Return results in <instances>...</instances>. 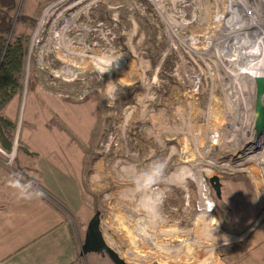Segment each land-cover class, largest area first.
<instances>
[{
    "label": "rangeland",
    "instance_id": "374dc122",
    "mask_svg": "<svg viewBox=\"0 0 264 264\" xmlns=\"http://www.w3.org/2000/svg\"><path fill=\"white\" fill-rule=\"evenodd\" d=\"M18 1L14 19L34 22L21 26L23 91L0 115L13 117L24 98L23 134L55 133L43 117L85 142L95 129L86 169L94 204H68L79 232L99 211L106 243L129 264H209L221 233H212L218 199L208 179L248 176L264 209V106L253 86L264 70H249L264 62V0ZM158 159L167 164L161 213L143 223L126 174Z\"/></svg>",
    "mask_w": 264,
    "mask_h": 264
},
{
    "label": "crops",
    "instance_id": "0c3cea01",
    "mask_svg": "<svg viewBox=\"0 0 264 264\" xmlns=\"http://www.w3.org/2000/svg\"><path fill=\"white\" fill-rule=\"evenodd\" d=\"M124 68L125 76H132L133 65L127 62ZM23 100L18 99L13 117L5 116L16 124L10 150L0 144V264H113L104 256L81 254L85 231L79 232L68 208L70 200L92 199L86 169L95 129L87 133L85 142L65 132L58 117H43L55 133L23 134ZM209 155L214 156L212 160L224 158L220 151ZM15 173L22 174L25 182L32 181L45 196L19 198L17 190L9 186ZM227 176L219 178L221 197L215 215L220 233L227 234L231 243L226 246L221 240L209 264H264L260 199L248 176ZM234 186L244 192L239 199L232 192Z\"/></svg>",
    "mask_w": 264,
    "mask_h": 264
},
{
    "label": "trees",
    "instance_id": "16d2710c",
    "mask_svg": "<svg viewBox=\"0 0 264 264\" xmlns=\"http://www.w3.org/2000/svg\"><path fill=\"white\" fill-rule=\"evenodd\" d=\"M18 2L0 0V110L23 91L29 35L22 31L21 26L32 27L34 21L25 14L17 15L14 19ZM17 24L20 25L19 29L16 28ZM15 130L16 124L0 115V144L7 151L12 146Z\"/></svg>",
    "mask_w": 264,
    "mask_h": 264
},
{
    "label": "clouds",
    "instance_id": "9594fccd",
    "mask_svg": "<svg viewBox=\"0 0 264 264\" xmlns=\"http://www.w3.org/2000/svg\"><path fill=\"white\" fill-rule=\"evenodd\" d=\"M120 58V57H119ZM119 58L110 59L104 63V66L98 69L100 76L109 72L113 66H117ZM251 71L264 70V62H256L250 66ZM167 164L163 160H153L146 168L137 170L131 169L126 174V180L130 184V195L135 198L138 210L143 213V223L154 221L160 216L161 207L164 200V194L157 190V186L167 182L166 176ZM9 186L17 190L18 197L25 200H31L34 197L45 196V193L34 188L32 181H24L22 174L15 173L14 178L9 181ZM219 223L214 225L212 233L218 229ZM143 231V229H138ZM214 236V235H213ZM217 239L222 240L224 245L231 243V238L227 234H221Z\"/></svg>",
    "mask_w": 264,
    "mask_h": 264
},
{
    "label": "water",
    "instance_id": "95a60500",
    "mask_svg": "<svg viewBox=\"0 0 264 264\" xmlns=\"http://www.w3.org/2000/svg\"><path fill=\"white\" fill-rule=\"evenodd\" d=\"M254 86V102L256 106H264V79L257 80ZM208 184L217 198L221 194V184L217 176L210 177ZM93 253L99 256H106L113 264H129L121 258L116 251L106 243L100 226V212L96 211L89 220L84 234L81 254Z\"/></svg>",
    "mask_w": 264,
    "mask_h": 264
},
{
    "label": "bare ground",
    "instance_id": "6f19581e",
    "mask_svg": "<svg viewBox=\"0 0 264 264\" xmlns=\"http://www.w3.org/2000/svg\"><path fill=\"white\" fill-rule=\"evenodd\" d=\"M247 14H248V13H247ZM244 17H247V15L245 14V15H244ZM247 18H248V17H247ZM229 35H230V34H229ZM234 35H235V34H234ZM230 36H231V35H230ZM258 48H259V47H258ZM256 80H259V78H258V79H256ZM256 80H255V81H256Z\"/></svg>",
    "mask_w": 264,
    "mask_h": 264
},
{
    "label": "built area",
    "instance_id": "2783aa9c",
    "mask_svg": "<svg viewBox=\"0 0 264 264\" xmlns=\"http://www.w3.org/2000/svg\"><path fill=\"white\" fill-rule=\"evenodd\" d=\"M207 189H208V188H207ZM206 196H207V194H206ZM208 199H209V198H208ZM211 203H212V202H211ZM212 204H213V203H212ZM213 206H214V205H212L211 208H213Z\"/></svg>",
    "mask_w": 264,
    "mask_h": 264
}]
</instances>
